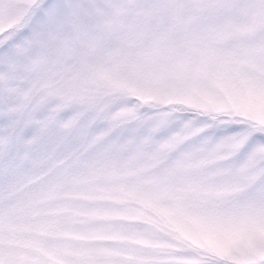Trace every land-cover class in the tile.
<instances>
[{
  "label": "snow or ice",
  "instance_id": "1",
  "mask_svg": "<svg viewBox=\"0 0 264 264\" xmlns=\"http://www.w3.org/2000/svg\"><path fill=\"white\" fill-rule=\"evenodd\" d=\"M0 264H264V0H0Z\"/></svg>",
  "mask_w": 264,
  "mask_h": 264
}]
</instances>
